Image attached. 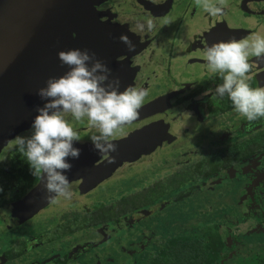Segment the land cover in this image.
<instances>
[{"label":"flooded vegetation","instance_id":"obj_1","mask_svg":"<svg viewBox=\"0 0 264 264\" xmlns=\"http://www.w3.org/2000/svg\"><path fill=\"white\" fill-rule=\"evenodd\" d=\"M84 2L94 4L85 17L92 22L71 23L70 29H76L73 41L91 45L76 44L72 49L95 53L112 70L110 79H119V91L128 86L148 91L138 119L111 142L144 129L151 131L146 134L149 142L150 138L163 142L106 178L93 174L90 166L76 174L73 166L66 172L75 178L70 182L72 198L49 202L32 215L33 204L43 199L38 193L41 180L15 143H9L17 136H30L32 123L18 132L0 150V264L14 263L76 235L78 242L57 255L54 264H77L78 259L83 264H230L228 259L237 253L229 248L237 245L253 251L259 243L244 240L239 245L238 235L264 238V118L249 122L235 112L227 96L205 95L223 81L208 70L204 51L214 43L241 40L257 32L264 36V0H227L223 14L215 17L197 7L195 0ZM148 19L154 24L151 32ZM138 22L145 25L143 31L136 28ZM83 23L86 28L80 31ZM122 35L129 37L135 51L121 42ZM249 63L253 68L248 83L264 88V59L250 56ZM64 67L67 70L60 73L69 71ZM66 119L80 135L74 145L93 147L90 137L98 132L88 126L87 118L82 122L71 116ZM98 155L92 160L83 154L96 166L107 160ZM84 176L95 179L85 191ZM65 205L73 208L60 210L59 217L53 218L56 208ZM170 207L175 217L171 224L163 220ZM11 210L26 215L17 224L19 234L29 231L31 235L4 249L5 232L12 230L11 221L16 223ZM126 230L134 233L104 255L105 244ZM169 230L171 236L165 238ZM190 233L197 236L191 238ZM180 246L196 262L183 260Z\"/></svg>","mask_w":264,"mask_h":264},{"label":"clouds","instance_id":"obj_2","mask_svg":"<svg viewBox=\"0 0 264 264\" xmlns=\"http://www.w3.org/2000/svg\"><path fill=\"white\" fill-rule=\"evenodd\" d=\"M195 4L215 17L223 14L227 0H216L215 3L213 0H195ZM146 24L151 32L153 21L148 19ZM136 28L143 31L145 25L138 22ZM120 40L129 51H135L128 36L122 35ZM250 56L264 59V36L259 32L241 40L233 38L207 47L204 51L207 68L218 73L223 83L214 90L209 89L205 95L227 96L235 112L253 122L264 118V88H253L248 83L253 68L249 63ZM58 57L61 66H67L69 71L59 78H49L46 87L37 91L45 103L37 108L31 135L17 136L9 142L15 143L33 175L42 181L47 194L45 198L51 203L59 198H72L65 173L73 167L69 158L77 160L81 155V149L74 147L80 142V135L66 117L71 116L76 122L87 118L88 126L98 132L90 137L93 148L101 157L107 158L117 151L111 141L138 119V110L148 95L147 90L134 86L119 91V79H110L112 70L88 49L60 51Z\"/></svg>","mask_w":264,"mask_h":264},{"label":"water","instance_id":"obj_3","mask_svg":"<svg viewBox=\"0 0 264 264\" xmlns=\"http://www.w3.org/2000/svg\"><path fill=\"white\" fill-rule=\"evenodd\" d=\"M93 6L92 2L84 0H0V150L18 132L33 123L37 108L45 103L36 94L37 91L46 87L49 78L65 74L60 73L67 69L61 66L58 53L72 49L76 44H85L73 41L75 36L72 32L76 29L71 31L70 25L87 21L85 17L93 12ZM70 14L76 16L60 19ZM83 24L79 27L80 31L86 28ZM150 133V130L144 129L112 142L117 151L98 166L95 162L86 161L88 157L83 156L86 153L94 160L93 156L99 153L93 147L74 145L81 149V155L77 160L69 158V163L75 166L76 174L85 172L83 168L90 166L93 167V174L100 179L106 178L125 162H132L162 144L161 138L156 141L150 138L149 142L146 134ZM98 156L101 157L100 154ZM84 178L87 183L83 185V191L95 182L87 176ZM74 179L68 177L69 182ZM38 193L43 199L33 204L32 215L49 203L42 181Z\"/></svg>","mask_w":264,"mask_h":264},{"label":"rangeland","instance_id":"obj_4","mask_svg":"<svg viewBox=\"0 0 264 264\" xmlns=\"http://www.w3.org/2000/svg\"><path fill=\"white\" fill-rule=\"evenodd\" d=\"M162 174H157L155 175V177L157 176H161ZM138 181V180H137ZM134 188V187H133ZM123 189L121 191L118 192V194L116 195L117 197L122 194V193H128L131 192L134 189ZM73 205H65V206H59L56 208V210L53 212V218L55 216L59 217V213L60 210H69L72 209ZM10 213L12 214V219L16 221L12 222V224L10 225V229H12L11 231H9V233H6V237L4 240V249H7L8 246H15L17 243L20 242V240L24 239L25 237H29L31 235V232L27 231V232H22L19 234V228H17V224H22L24 222V220H26V215L21 211V210H17V211H13L11 210ZM190 214V213H189ZM188 217V214L185 215L184 219H186ZM52 219V218H51ZM164 222L165 223H169L171 224V222L173 220H175V217L173 215V211L170 208H168L165 211V216H164ZM47 223V221L45 222V224ZM2 224V221L0 220V225ZM202 224V221H201ZM191 226V224H190ZM244 230L247 231V229H245V226L243 225ZM14 228V229H13ZM166 229V227L164 226V230ZM134 233V231H125L123 233H117L116 237L114 240H112L111 242H108L105 244V248H104V255L107 254L108 250H110L111 248L115 247L118 245V241H123L125 238H127L128 236L132 235ZM171 236V230L169 231H165V238H168ZM197 236L196 233H190V237L193 238ZM238 238V243L239 245H242L244 240L246 243H251V242H258V246L253 247V251L250 250L248 252L245 251V248L240 246L238 247V249H236L235 247H231L229 248V252L235 251L237 253V256H235L234 258H230L231 256H229L228 259L229 261H232V263L230 264H256V263H263L264 262V238H259V237H243V235L240 233ZM264 236V235H263ZM79 235L74 236V238H67V239H63L60 240L58 242H55L53 244H50L49 246H44L41 247L39 249H36L34 251H32V253L26 255L25 257L20 258L19 260L15 261L14 263H10V264H36L40 261H47L50 262L52 264H54V261L57 260V255H62L64 253H67L68 251H70L72 249V246L75 244V242H78ZM94 239L99 240L100 236H95L94 235ZM240 239H243L240 240ZM96 241V240H95ZM234 246V245H233ZM248 248L250 249L251 244L247 245ZM109 248V249H107ZM228 252V253H229ZM230 254V253H229ZM150 258H147V262L149 263ZM227 260V261H228ZM83 260L78 259L77 264H83L82 263Z\"/></svg>","mask_w":264,"mask_h":264},{"label":"trees","instance_id":"obj_5","mask_svg":"<svg viewBox=\"0 0 264 264\" xmlns=\"http://www.w3.org/2000/svg\"><path fill=\"white\" fill-rule=\"evenodd\" d=\"M184 248H185V246H180V257L181 258H183V260H185L186 259V261L188 262V263H193L195 260H192L191 258H189L188 256H187V254L185 253V250H184ZM190 248H192V247H190ZM170 256V255H169ZM171 257V256H170ZM196 262V261H195ZM170 264V263H169Z\"/></svg>","mask_w":264,"mask_h":264}]
</instances>
